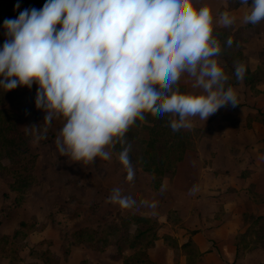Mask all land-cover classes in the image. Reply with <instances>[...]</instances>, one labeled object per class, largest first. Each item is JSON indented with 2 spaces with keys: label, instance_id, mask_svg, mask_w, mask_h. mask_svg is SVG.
I'll list each match as a JSON object with an SVG mask.
<instances>
[{
  "label": "rangeland",
  "instance_id": "1",
  "mask_svg": "<svg viewBox=\"0 0 264 264\" xmlns=\"http://www.w3.org/2000/svg\"><path fill=\"white\" fill-rule=\"evenodd\" d=\"M237 1L148 0L147 13L167 5L169 23L160 50L175 58L185 85L184 94L175 99L182 104L183 129L193 133L194 141L177 173L167 175L159 190L151 188V174L127 164V145L115 152L107 140L121 110L119 99L103 118L82 121L78 112L86 103L80 94H62V82L93 88L100 76L84 71L86 60L70 35L62 50L32 54L12 94V107L18 112L14 122L31 133L39 182L16 207L11 177L0 174V264H122L112 257L115 248L98 252L78 246L65 255L63 234L127 213L157 219L162 224L159 235L178 241V247L159 241L150 248L151 264H264V244L259 242L236 255L241 234L256 216L264 215V123L254 119L259 111L264 113V10L255 12V5L249 4L237 7ZM96 6L91 27L100 42L102 73L120 57L123 46L113 53L109 35L124 23L115 19L107 0H96ZM248 22L254 26L246 32L241 72L261 65L263 79L255 87L244 82L231 87L238 99L224 98L213 73L209 35L214 27L236 29ZM15 31L11 24L0 29V49ZM200 35H205L202 48L187 46ZM4 163L14 176L9 162ZM62 212L79 216L69 221ZM21 221H35L38 229L3 242L2 236ZM190 238L198 259L187 257L180 247ZM30 249L46 252L47 261L31 256Z\"/></svg>",
  "mask_w": 264,
  "mask_h": 264
},
{
  "label": "trees",
  "instance_id": "2",
  "mask_svg": "<svg viewBox=\"0 0 264 264\" xmlns=\"http://www.w3.org/2000/svg\"><path fill=\"white\" fill-rule=\"evenodd\" d=\"M107 2L114 7L115 19L125 24L109 36L113 53L123 46L120 57L95 87L86 84L76 87L70 82H62L60 90L65 95L80 94L85 101L86 108L78 112L82 121L103 118L117 99L121 101V110L108 131L107 140L115 152L123 151L127 145V164L136 172L151 174V188L159 190L167 175L177 173L178 164L194 143L193 133L183 129L182 104L175 99L184 94L185 85L178 77L175 58L160 50L163 32L169 23L167 5L161 3L147 13L148 0ZM241 4L255 5V12L264 10V0H238L236 6ZM96 13V0H0V29L11 24L16 30L8 44L0 49V174L11 177L9 189L15 194L13 203L16 207L22 205L29 189L38 184L39 179L36 174L38 156L30 145L31 133L14 122L18 112L12 107V94L22 81L21 75L32 54L41 49L62 50L67 35L86 60L84 71L97 75L101 70V61L97 58L100 42L91 27ZM253 26V22L236 29L217 26L209 35L208 51L215 60L213 73L224 98L238 99L231 87L241 82L255 87L263 79L261 65L254 70L246 67L243 74L240 68L245 58L244 45L248 41L246 32ZM204 38L205 35H200L187 46L202 48ZM262 58L264 60V55ZM254 119L264 123V113L259 111ZM4 161L9 162L14 176ZM63 209L60 206L59 211ZM78 216L79 213L62 212L65 220L74 221ZM161 227L162 224L151 216L119 214L116 219L97 225H84L70 232L65 230L63 237L67 246L64 253L68 255L78 246L98 252L115 248L112 257L122 264H151L147 251L159 241L172 247L179 246L176 238L159 235ZM36 229L37 222L21 221L11 234L2 236L3 242L10 238H25ZM257 242L264 244V215L256 216L241 234L236 255L257 247ZM180 247L187 257L197 258L192 238ZM128 250L133 253L128 254ZM29 253L36 258L48 259L44 251L30 249Z\"/></svg>",
  "mask_w": 264,
  "mask_h": 264
},
{
  "label": "crops",
  "instance_id": "3",
  "mask_svg": "<svg viewBox=\"0 0 264 264\" xmlns=\"http://www.w3.org/2000/svg\"><path fill=\"white\" fill-rule=\"evenodd\" d=\"M123 23H124V22H123ZM122 25H123V26H121V27H119V28H123L125 24H122ZM111 35H112V34H111ZM109 36H110V35H109ZM101 69H102V64H101ZM107 71H109V69H108ZM107 71H106V72H107ZM106 72H102V73H101V70H100V72H99V73H100V76H99L98 80H99L100 77H101L104 73H106ZM99 73H98V74H99ZM98 74H97V75H98ZM97 75H95V76H97Z\"/></svg>",
  "mask_w": 264,
  "mask_h": 264
}]
</instances>
